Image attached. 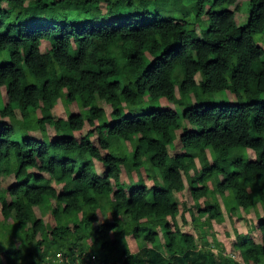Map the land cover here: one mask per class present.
Returning <instances> with one entry per match:
<instances>
[{
  "label": "trees",
  "instance_id": "trees-1",
  "mask_svg": "<svg viewBox=\"0 0 264 264\" xmlns=\"http://www.w3.org/2000/svg\"><path fill=\"white\" fill-rule=\"evenodd\" d=\"M235 1L0 0V264H264V0Z\"/></svg>",
  "mask_w": 264,
  "mask_h": 264
},
{
  "label": "rangeland",
  "instance_id": "rangeland-1",
  "mask_svg": "<svg viewBox=\"0 0 264 264\" xmlns=\"http://www.w3.org/2000/svg\"><path fill=\"white\" fill-rule=\"evenodd\" d=\"M235 5H238L237 9L234 11V17H235V22L237 25H241L245 23L247 16H248V10H249V0H236L233 4L229 6L230 9H233ZM197 29V26L195 27ZM254 39L260 43L261 45L264 44V35L256 33L254 36ZM74 107L78 108V106L73 105ZM66 108L67 106L65 105L64 102H62L61 99L56 100V103L52 109L53 114L58 117V116H65L66 115ZM48 129L50 130V133H53V129L51 128L52 125L47 124ZM123 146H125V150L127 151V148L129 149L130 145L127 143V141H121ZM171 152H175L177 150L176 144L170 147ZM249 155L250 157L254 156V152L252 150H249ZM122 179L127 180V173L124 171V168L122 167ZM13 182V177L11 175H5L1 174L0 175V189L7 188L10 186ZM176 198L180 197V194L174 193ZM185 198V197H184ZM37 214L40 215V211L36 208L35 209ZM105 213V212H104ZM240 218L237 221V225L239 227L240 231H245V223L248 222V215L245 213H239ZM188 217V215H187ZM47 218H45L46 220ZM215 229H221V228H230V222L227 216L224 217V220L222 221L221 224L213 223ZM221 238V236H220ZM234 256H236V253H233ZM237 257V256H236ZM61 254L59 253L57 259L60 260ZM64 260V258H63Z\"/></svg>",
  "mask_w": 264,
  "mask_h": 264
},
{
  "label": "built area",
  "instance_id": "built-area-1",
  "mask_svg": "<svg viewBox=\"0 0 264 264\" xmlns=\"http://www.w3.org/2000/svg\"><path fill=\"white\" fill-rule=\"evenodd\" d=\"M65 264H77V262L74 263V262H70V261L66 260Z\"/></svg>",
  "mask_w": 264,
  "mask_h": 264
},
{
  "label": "clouds",
  "instance_id": "clouds-1",
  "mask_svg": "<svg viewBox=\"0 0 264 264\" xmlns=\"http://www.w3.org/2000/svg\"><path fill=\"white\" fill-rule=\"evenodd\" d=\"M235 7H236V6H235ZM235 7H234L233 9H230V8L228 7V9L235 11ZM247 14H248V13H247ZM234 18H235V17H234Z\"/></svg>",
  "mask_w": 264,
  "mask_h": 264
}]
</instances>
